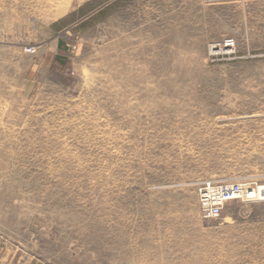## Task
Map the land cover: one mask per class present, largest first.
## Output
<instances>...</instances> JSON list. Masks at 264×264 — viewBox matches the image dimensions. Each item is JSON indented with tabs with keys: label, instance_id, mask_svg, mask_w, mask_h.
<instances>
[{
	"label": "rangeland",
	"instance_id": "rangeland-1",
	"mask_svg": "<svg viewBox=\"0 0 264 264\" xmlns=\"http://www.w3.org/2000/svg\"><path fill=\"white\" fill-rule=\"evenodd\" d=\"M210 179L264 181V0H0V264H264Z\"/></svg>",
	"mask_w": 264,
	"mask_h": 264
},
{
	"label": "built area",
	"instance_id": "built-area-1",
	"mask_svg": "<svg viewBox=\"0 0 264 264\" xmlns=\"http://www.w3.org/2000/svg\"><path fill=\"white\" fill-rule=\"evenodd\" d=\"M236 41L232 38L213 43L211 50L221 54H234ZM30 51V50H29ZM199 211L203 218H218L231 202L264 203V181L255 179L202 181L197 187Z\"/></svg>",
	"mask_w": 264,
	"mask_h": 264
}]
</instances>
